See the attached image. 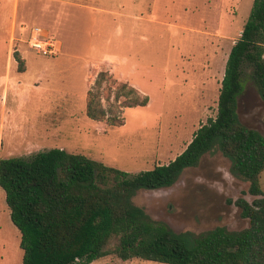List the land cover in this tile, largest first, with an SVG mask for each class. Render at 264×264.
<instances>
[{"label":"rangeland","instance_id":"rangeland-1","mask_svg":"<svg viewBox=\"0 0 264 264\" xmlns=\"http://www.w3.org/2000/svg\"><path fill=\"white\" fill-rule=\"evenodd\" d=\"M254 0H0V159H31L53 148L84 155L130 175L173 161L218 110L230 51ZM39 27L56 41L55 57L29 45ZM23 62V70L16 60ZM238 114L264 132V101L245 67ZM100 72L135 87L146 107L125 108L124 124L86 114ZM218 149L169 188L132 198L151 218L190 236L249 226L236 201L248 183L232 175ZM264 188V172L261 176ZM21 233L0 188V264H22ZM91 264H163L107 256Z\"/></svg>","mask_w":264,"mask_h":264},{"label":"trees","instance_id":"trees-1","mask_svg":"<svg viewBox=\"0 0 264 264\" xmlns=\"http://www.w3.org/2000/svg\"><path fill=\"white\" fill-rule=\"evenodd\" d=\"M16 60L23 70L18 54ZM245 67L251 68L250 79L264 101V0L253 1L230 51L216 116L199 127L169 164L130 175L60 148L31 159H0V188L21 233L22 264H91L110 255L163 264H264V132L244 125L238 114ZM115 84L109 73L100 72L86 104L90 119L113 127L124 124L123 109L149 103L135 87ZM214 149L230 160L232 175L248 183L253 201H236L249 220L247 228L179 235L134 205L139 190L173 186Z\"/></svg>","mask_w":264,"mask_h":264},{"label":"built area","instance_id":"built-area-1","mask_svg":"<svg viewBox=\"0 0 264 264\" xmlns=\"http://www.w3.org/2000/svg\"><path fill=\"white\" fill-rule=\"evenodd\" d=\"M29 45L39 54L45 57H55L59 48L56 41L49 39L39 27H32L29 30Z\"/></svg>","mask_w":264,"mask_h":264}]
</instances>
